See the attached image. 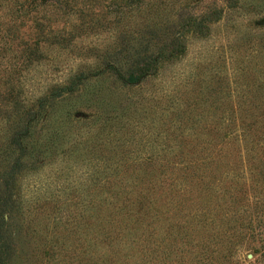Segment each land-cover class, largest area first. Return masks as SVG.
I'll return each mask as SVG.
<instances>
[{"label": "trees", "instance_id": "1", "mask_svg": "<svg viewBox=\"0 0 264 264\" xmlns=\"http://www.w3.org/2000/svg\"><path fill=\"white\" fill-rule=\"evenodd\" d=\"M75 1L0 0V264H19L22 253L26 264H264V32L251 36L245 57L226 66L205 56L197 79L179 81L164 67L184 55L187 37L206 38L238 0L221 8L209 2L200 16L178 13L170 21L178 30L168 36L152 29L134 41L113 26L121 43L93 58L99 66L31 102L21 73L51 48H73V35L97 24L89 18L65 31L38 17L49 2L73 8ZM123 2L139 13L150 1ZM162 36L168 41L157 46ZM95 82L109 85L91 94L93 111L78 115V222L72 214L55 220L46 199L23 200L18 181L54 147L55 134L40 142L51 107ZM146 84L125 114L103 115ZM75 152L69 146L64 155ZM24 228L26 252L18 238Z\"/></svg>", "mask_w": 264, "mask_h": 264}, {"label": "rangeland", "instance_id": "2", "mask_svg": "<svg viewBox=\"0 0 264 264\" xmlns=\"http://www.w3.org/2000/svg\"><path fill=\"white\" fill-rule=\"evenodd\" d=\"M146 1L150 2L139 13L134 12V8L128 9V7H125L123 0H76L73 8H69L71 4L60 6L50 2L47 3L39 11L38 17L43 16L49 23L52 22L59 27H63L65 31L68 30L70 24H77L89 18L97 24L94 23L95 25L87 31H78L74 34L73 48H51L46 51L47 59L45 61L21 73L23 81L29 79V93L35 97L30 99L31 102L55 85L67 84L78 70L85 69L89 71L94 65L99 66V62L94 61L93 58L99 56L101 50L110 43H121V39L113 40V26H115V30L116 28L118 30L122 28L124 31L132 32L134 41L138 38V35L147 33L152 29H156L154 32L158 35L166 34L168 36V34L170 35L178 30L175 24H171L178 18L176 16L178 13L182 17L200 16L207 14L211 9L209 2L216 8L225 5L223 0ZM120 9L122 11L121 20L118 13ZM72 13L77 17L74 18ZM259 26L261 29H258ZM263 32L264 0H238L235 11L229 12L223 20L210 26L206 38L193 39L187 37L185 39L187 46L184 55L170 63V66L164 67L168 70L166 76L175 75L179 81H185L184 78L187 76L189 78H186L188 79L186 81L197 79V71L199 70L197 66L205 62L202 60L205 56H212L213 60L218 56L217 64L224 65L225 63L228 66L227 61L230 62L248 55L251 38L257 36L259 40ZM152 34L154 33L152 32ZM167 41L162 36L157 46L163 45ZM132 44L126 42L127 46ZM204 72L205 70H201V76ZM24 84L26 85L25 82ZM31 84L33 85L30 86ZM195 84L196 81L193 85L196 86ZM107 85H109L108 82L90 83L83 88L82 96L78 97L77 94L67 97L51 107L52 113L44 124L43 131H41L40 142L46 136L55 134L56 138L51 140L54 147L50 148L48 152L42 151L40 155L44 159L42 167L34 173H30L29 169L28 171L25 170L18 181V192L23 200L46 199L48 213L55 220L57 218L61 220L69 218V214H72L75 224L78 222V128L81 126V124H78V115L88 114V111L95 109L96 106L90 99L91 94L97 88L103 89ZM193 85L185 84L187 90L193 88ZM169 86V83L164 85V87ZM149 90L150 85L146 84L139 91L132 92L127 96H120L119 99L113 102L111 108H105L102 112L103 115L110 110H117L119 115L121 113L125 114L124 107L129 105V101L139 97L138 94L145 97L146 91ZM85 105L89 107L85 109ZM103 115L99 114L100 117ZM69 146H75L76 152L72 157L66 159L64 153ZM61 156L62 159H60ZM15 218L16 221L19 220L20 222L21 220L24 222L17 215ZM26 231L24 228L18 234L19 245L21 244V250L25 252L27 251V246L24 244ZM25 258L26 253H22L19 264H26Z\"/></svg>", "mask_w": 264, "mask_h": 264}, {"label": "water", "instance_id": "3", "mask_svg": "<svg viewBox=\"0 0 264 264\" xmlns=\"http://www.w3.org/2000/svg\"><path fill=\"white\" fill-rule=\"evenodd\" d=\"M249 258V256H247Z\"/></svg>", "mask_w": 264, "mask_h": 264}]
</instances>
